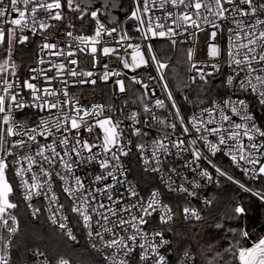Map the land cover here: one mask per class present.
<instances>
[{"label":"snow or ice","instance_id":"snow-or-ice-1","mask_svg":"<svg viewBox=\"0 0 264 264\" xmlns=\"http://www.w3.org/2000/svg\"><path fill=\"white\" fill-rule=\"evenodd\" d=\"M82 2L88 6L93 0ZM169 4L180 9L163 17L171 19V25L161 23V17L156 16L153 28L152 17L143 19L138 14L140 9L131 18L146 24V28L137 29L145 40L167 37L173 46L183 33L192 36L203 31L209 33L205 41L209 59L194 61V48L187 52L188 71L196 73L189 77L190 84H197L196 99L182 93L181 101L169 90V83L164 82L168 64L153 54V43L145 44V50L140 44H130L131 62L124 58L119 62L123 68L134 71L143 67L148 79L159 84L164 98L155 92L149 93V100L142 95V112L132 111L121 119L111 107L100 104L85 107L69 96L66 88L70 81L59 79L65 74L80 77L72 80L73 84H97L93 71L66 67V63L79 62L72 58L75 55L72 51L67 52L70 59L66 62L45 60V56L59 58L65 53L57 43L47 40L56 25L38 20V11L47 14L50 21H61L64 7L61 0L50 3L8 0L7 5L0 0V22L9 25L0 27V46L7 38V48L0 51L8 54L0 63V222L4 228L12 233L17 231L14 226L9 229V221L15 224L17 219L11 210L18 207L10 201L14 192L9 172L14 168L12 179L19 180L23 200L29 202L32 216L47 211L50 222L73 241L77 239L74 227L82 228L89 241L101 244L97 251L112 250L110 256L104 257L107 264H131L132 260L136 264H175L168 248L171 237L180 235L173 228L178 217L193 228L207 225L214 229L208 233L209 243L226 232L244 240L252 237L253 233L238 231L228 223L245 214L244 206L237 205L226 218L213 217L209 221L201 208L192 205V199L209 207L213 199L200 197L198 190L230 182L264 201V191H253L229 174V169L235 166L250 179L259 178L264 187L261 162L264 158V18H261L264 0H159V4L156 0H143V13L153 8L164 9ZM67 6L71 8L72 0H67ZM101 7L116 21L121 0H101ZM9 12L15 14L14 18L9 19ZM100 14V8L91 12L97 24L94 35L74 37L85 46L79 49L80 53L97 56L96 45L104 31V25L96 19ZM17 29L21 31L18 33ZM30 35L37 49V64L50 66L30 68L28 77L21 79L12 53L17 45L27 46ZM67 35L73 34L69 31ZM115 52V48L105 46L101 55L107 58ZM197 64L202 67L197 68ZM153 67L158 77L151 74ZM53 71L55 75H49ZM113 75L119 77L120 73L111 71L105 63L99 79L106 82ZM54 80L61 85L59 89L52 86ZM216 80L218 84L213 83ZM133 82L140 84L141 80L134 75L129 79L130 84ZM115 84L120 93L126 91L124 79H117ZM60 93L63 99L57 98ZM254 104L258 107L256 112L252 111ZM25 109L36 110L33 115L38 118L31 123L30 116L17 120ZM125 121L131 124L125 126ZM153 129L155 138L148 143L145 138ZM133 148L138 150L144 172L154 175L157 183L143 194L139 185L128 179L130 169L125 158ZM9 149L27 151L17 158ZM5 153L12 157L11 161L4 158ZM177 161L181 162L180 166H173ZM172 196H180L185 201L183 206L172 199L166 202V197ZM34 197L46 200L47 207H33ZM237 244L226 249L236 264H264V236L254 240L251 247ZM92 247L96 248V243ZM183 255L185 260L181 264L189 259L196 264L191 248L185 249ZM0 264H9L5 256H0ZM37 264L49 262L45 259ZM56 264H69V261L61 258Z\"/></svg>","mask_w":264,"mask_h":264},{"label":"built area","instance_id":"built-area-1","mask_svg":"<svg viewBox=\"0 0 264 264\" xmlns=\"http://www.w3.org/2000/svg\"><path fill=\"white\" fill-rule=\"evenodd\" d=\"M40 3H50L52 1H47V0H39ZM5 5L8 4V0H4ZM156 3L159 4V0H156ZM97 8L100 7H92V8H86V10H88V20L89 22L92 24V28L91 29H86L84 31H82L81 33L77 32V30L75 29L74 26L71 25V27L69 26H62L61 22L62 21H50L47 18V14L41 13L38 11V20H43L45 23L48 24H55L56 27H53L50 32L49 35L47 36V40L52 41L57 43L58 47L60 49L63 50V52L65 53V56L63 57H51L49 58L48 56H45V60L48 61L49 59L58 61V62H66L68 59H70L69 57H67V52L70 50L72 51L75 55L72 58H76L78 59V64L77 65H70L66 63V67H74L77 68V70H83V71H93L94 73V77L97 79V84L96 85H91V84H73L71 83L72 80L74 79H80V77H76V78H72L70 76H67L65 74V76L60 77L59 79H67L70 81L69 85L67 86L66 90L69 92V96L71 98H74L75 100H78L80 105L85 106V107H91L92 105L95 104H100L103 105L105 108H113L114 110V115L120 117L121 119H123L124 114L126 113H130L132 111H137V112H142V103H141V96L143 95V98L145 100H149L151 99V96L149 95L150 92H155L157 95L160 96V98H164V95L161 94L159 92V84L156 83V81H150L148 79V72H145L144 68H140V69H136L135 71L131 68L129 69H125L123 68V64L119 62L120 58H124L127 59L129 61V63L131 62V52H132V48L129 47V45H135V44H140L142 46V50L144 49V45L147 43H153L154 44V52L153 54L157 55L158 58L162 61V62H166L168 64V68L164 70L165 75L167 76V80L164 82L169 83V78H168V70L171 66V64L177 59L178 56V51L179 49H182L183 52H185V54L188 52L189 48H194V53H193V60L194 61H202V60H207L209 59L206 56V46H205V41L209 39V33L207 31H203V32H198L196 36H192L190 35V33H183L182 36H178L176 39L179 41L175 46H173L169 40V38L165 37V38H155V39H149V40H145L142 33L140 31H138L137 29L139 28H146V24L145 25H141L139 23V21H137L135 18H131L132 17V13L134 11H136L137 9H140V12L138 14L141 15V17L145 20H147V18L149 16L152 17V25L153 28H155V25L157 23L155 17L156 16H160L161 23H164L165 25H171V19H163V17L166 15V13L168 12H172V13H176L178 11H180V9L174 8L173 6L166 5V7L164 9H159V8H153L149 13H143V0H126V11L125 12H121L120 13L123 15L122 19L115 25L112 26L109 22L108 17L105 15V11L100 8V12L101 14L96 18L99 20V22L101 24L104 25V31L101 33L100 36V43L96 45L97 49H98V53L96 57H93L90 53L87 54H83L80 53L79 49L82 47H85L84 45H81L79 43V41H76L74 39L75 36H91L95 34V29L97 27L96 21L91 17V12L97 10ZM62 11V9H61ZM15 14L9 12V19L14 18ZM264 18V17H261ZM0 27H4L7 28L9 27V25H5L3 22H0ZM113 29H115V31H113ZM21 30L17 29V32L19 33ZM25 33H27V29L23 30ZM72 32V36H68L67 32ZM111 32V35H108V33ZM150 36V34H149ZM32 37L30 35V41L27 44V46L24 45H17V47L20 48H24V49H34L35 51V61L34 64L30 67V68H37V67H49V64H45V65H38L37 64V49L34 43H32ZM39 39V38H38ZM221 43L223 44L224 41H221ZM108 46V47H113L116 49V52L114 54H111L109 57L105 58L101 55V50L103 47ZM88 47L90 48L91 45H88ZM47 51V50H45ZM98 59V63H94V60ZM223 59V58H221ZM107 63L108 64V68L113 71V72H119L120 76H110L108 81H102L99 79V77L101 76V74L104 71V64ZM190 67L188 58H186L185 61V76H184V81H185V86L190 84L189 81V77L190 76H194L196 75L195 72H189L188 69ZM202 67L201 64H197V68ZM29 68V69H30ZM208 71H212L211 68L207 69ZM151 74L153 76L158 77V73L155 72L154 67L150 70ZM225 71H227L226 67H225ZM137 73H139V75H137ZM29 75V72L27 70V73L24 77H21V79L23 78H27ZM49 75L54 76L55 75V71L49 73ZM136 75V78L141 80L140 84H136V83H129V79ZM14 79V77H13ZM117 79H124V83H125V88L126 91L124 93H120L119 89H118V85L115 84V81ZM163 83V82H161ZM198 83H200L198 81ZM147 84L148 88H145L144 85ZM52 86L59 89L61 87V85L57 82V81H53L52 82ZM197 86V84H190V87H194ZM187 87V86H186ZM169 90L173 92L171 85L169 83ZM25 92L27 93V90H25ZM174 94V92H173ZM239 95V94H238ZM174 96L177 98V96L174 94ZM59 99H63V94L60 93V95L57 97ZM236 96H233V99H236ZM56 99V98H53ZM178 99V98H177ZM152 103L154 104V100L152 101ZM166 103H168L166 101ZM253 106V105H252ZM251 106V107H252ZM196 111H199V109H195ZM36 110L34 109H25L24 113L20 114L17 116V120H22L25 119L26 116H30L31 120L29 121V123H31L32 121L36 120L38 117L33 115V113ZM55 111V110H53ZM162 111V110H157ZM253 111V110H252ZM46 113H40V115H45ZM108 114V113H105ZM191 113H189L190 115ZM237 122H239V118L237 117ZM125 126L130 125L131 121H125L124 122ZM155 138V130L153 129L152 134H150L149 137L145 138L146 141L148 143L151 142V139ZM9 139H15V138H9ZM26 139V137H25ZM246 143V141H245ZM9 151L13 152V155L17 156V158L19 157V155L22 152H26L27 149H18V150H12L9 149ZM4 158L6 160L11 161L12 157L8 156L7 153L4 154ZM261 162L264 163V158L261 159ZM179 161H177L173 166H180ZM225 163H227V161H225ZM125 165L128 169H130L129 173H128V179L132 180L134 183H137L133 177V167L137 166V168L139 169V171L141 172V174L145 175L146 177H149L150 179H152L155 187L157 186L156 180L154 178V175L149 174L144 172L143 170V166H142V161L139 159V153L138 150L133 148L132 153L130 154L129 157L125 158ZM248 167H251L250 165H248ZM259 165H257V170H258ZM235 173H237L239 175V177H241V179L239 177H236L237 179H240L242 183H245V187L251 188L253 191H258L254 188H252L251 186L247 185L245 181L243 180H247L250 182H258L260 181L259 178L253 180L250 179L248 176H245L239 168H236L235 166H233L232 169H229ZM14 171L15 169H11L9 173H11L12 176H14ZM214 172V170H212ZM186 175H188V173H185ZM229 174L230 173L229 171ZM189 179H192V176L189 175ZM15 181V185L17 188V192L19 195V198L21 200V202L26 206L28 214L30 216V218H32L33 220H37L39 217L43 216L47 222V224L49 225L50 228H52L54 231H56L57 233L61 234L62 236H64L69 242L71 243H77L78 239H76L75 241H73L72 239H70L67 235L64 234V232L62 230H60L56 225H53L50 220L48 219V212L47 211H42L41 213L37 214V216L34 218L32 216V209L28 207V201L23 200L22 197V189H20L19 187V180L18 179H14ZM224 183H228L232 186H234L235 188H237L238 190H240L242 193L248 195L249 197L255 199L257 202H259L262 206H264V201H261L258 197H255L252 195V192H248L245 193L243 190H241L239 188L238 185L235 184H231L230 182H224ZM216 185L212 184L209 185L207 188L198 190L199 192V196L200 197H209L212 198V194H211V189L213 187H215ZM55 187V184H54ZM140 188V187H139ZM141 190V188H140ZM150 190V189H149ZM147 190V191H149ZM142 191V190H141ZM147 191H142V194L144 192ZM166 191V189L164 190ZM172 198H176L179 199L183 202V204L185 203V201L180 197V196H172ZM107 201H105L106 203ZM167 202V200H166ZM33 207H47V201L44 200L42 197H34L33 200L31 201ZM183 204L181 206H183ZM192 205L196 206L198 208L202 209V215H206L207 211L210 209V207H204L203 204L196 198L192 199ZM13 212V210H11ZM241 220L245 219V214H243L242 216H240ZM16 227V229L18 230V223L17 221L15 222V224H13L11 221H9V229L11 227ZM71 226V225H70ZM1 232L3 235V240H2V249L0 252V256H5L10 264V260H11V248H10V244L15 236V234L17 233V231L15 233H12L10 230L4 228V226L2 225L1 222ZM76 232H79V234L81 235V238L90 246L91 250L93 252H95L96 254H98L101 257L102 263L103 264H107V261H105L104 257L105 256H110L112 250L108 249V250H103V251H97V249H101L102 246L98 241H89L86 231L83 230L80 227H74L73 229V234L76 236ZM253 241H251L250 244H252ZM92 243H96V248L92 247ZM251 247V245L249 246ZM39 251H34L31 252L29 255V259L27 262H24L22 264H37V262H43L45 259L48 260L49 264H52L50 262V260L43 254V255H36V253ZM42 253V252H39ZM168 255L170 257H172V246L170 245L168 248ZM185 258L184 256L177 262H175V264H181L182 261H184ZM56 264V263H55ZM131 264H136L135 260L131 261ZM186 264H192V260L189 259L186 261Z\"/></svg>","mask_w":264,"mask_h":264},{"label":"trees","instance_id":"trees-1","mask_svg":"<svg viewBox=\"0 0 264 264\" xmlns=\"http://www.w3.org/2000/svg\"><path fill=\"white\" fill-rule=\"evenodd\" d=\"M61 3L64 5L62 8V26H69L71 24L79 33L92 28V24L87 17L88 10H85L83 19H81L77 12L69 10L66 7L65 0H61ZM120 11L122 13L126 11V0H123ZM6 48V43L0 46V49ZM7 56L8 54L6 51H0V63H2ZM12 60L18 67L17 74L20 77H24L27 70L34 64L35 51L33 48L24 49L16 46L12 53ZM184 69V60L176 59L171 64L168 74H170L172 70H176L180 83L181 79L179 76L183 77ZM213 83L218 84L219 80ZM181 85H183V83ZM171 88L178 100L182 101V93L188 95L191 99H196L197 86L188 89L183 85L182 88L179 89L178 86L171 85ZM182 107L187 106L182 104ZM252 110L256 112L258 107L254 104ZM229 171L234 174V176L239 177L237 173L231 170ZM12 177L11 173H9V180L14 192L13 196L10 197V201L18 204V207L13 210V214L17 218L18 230L10 244L12 251L10 264H22L27 262L30 253L34 251L42 252L52 264H55L61 258L68 260L69 264H103L101 257L91 250L90 246L81 238L79 232H76L78 242L71 243L64 236L50 228L43 216L39 217L37 220L30 218L26 206L19 198L15 181ZM133 177L142 191H147L155 187L152 179L141 174L137 166L133 167ZM239 178L241 179V177ZM243 181L258 191H264V187L261 186V181ZM211 194L213 203L205 215L208 220L211 221L213 217L226 218L231 215L234 207L242 205L246 209L245 219L228 220V223L232 227L237 228L238 231L244 229L253 233L252 237L248 240H244L239 236H233L231 232H226L222 233L221 237L217 240L209 243L210 238L208 233L214 231V229L208 228L207 225L204 227L197 225L193 228L178 217L173 228L180 235L171 237L172 258L175 262L179 261L184 256L183 253L185 249L191 248L196 264H236L232 253L226 251V249L233 244H237V242L243 244L245 247H249L251 241L264 236V206L259 202L242 193L234 186L224 182L219 187H213L211 189ZM167 199L175 200L181 205L183 204L181 200L176 198L166 197V200ZM239 244H237V246H239Z\"/></svg>","mask_w":264,"mask_h":264},{"label":"rangeland","instance_id":"rangeland-1","mask_svg":"<svg viewBox=\"0 0 264 264\" xmlns=\"http://www.w3.org/2000/svg\"><path fill=\"white\" fill-rule=\"evenodd\" d=\"M65 2H66V7L68 8V6H67V0H65ZM93 3L101 4V1L100 0H94ZM69 10H72V11L77 12L78 16L81 18V16L83 17V15L85 14L86 8H84L82 6L80 0H72V6H71V8ZM5 43L7 44V38H6ZM186 58H187V53L185 54V52H183L182 49H179L178 56H177V60H182V61L184 60V62H185L186 61ZM10 71L11 70L9 69V73H10ZM177 73L178 72H176V70H172L170 72V74H168V78L170 80V83L172 82L171 83L172 86H178V88L181 89L182 86L185 85V81H184L185 69H184V75H183V77L179 76V78L181 79V82L180 83H179V79H178ZM175 75H177V76H175ZM182 83H183V85H181ZM188 89H190V88H188ZM2 240H3V235H2V232H1V222H0V252H1V249H2Z\"/></svg>","mask_w":264,"mask_h":264},{"label":"water","instance_id":"water-1","mask_svg":"<svg viewBox=\"0 0 264 264\" xmlns=\"http://www.w3.org/2000/svg\"><path fill=\"white\" fill-rule=\"evenodd\" d=\"M94 1V0H93ZM101 1V0H100ZM80 2H81V4H82V6L84 7V8H94V7H100V8H102L101 7V4H97V3H91L90 5H88V6H85V4L82 2V0H80ZM122 3H123V0H121V7H122ZM120 7V8H121ZM103 9V8H102ZM104 10V9H103ZM105 15L108 17V19H109V22H110V24L112 25V26H115L121 19H122V17H123V15L120 13V9L115 13V15H117V20L116 21H112L111 20V18H110V16L108 15V13L107 12H105Z\"/></svg>","mask_w":264,"mask_h":264}]
</instances>
